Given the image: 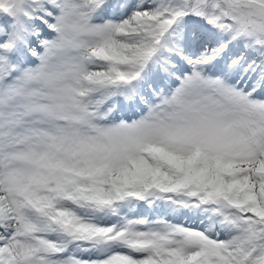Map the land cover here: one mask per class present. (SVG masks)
Instances as JSON below:
<instances>
[{
    "label": "snow or ice",
    "instance_id": "snow-or-ice-1",
    "mask_svg": "<svg viewBox=\"0 0 264 264\" xmlns=\"http://www.w3.org/2000/svg\"><path fill=\"white\" fill-rule=\"evenodd\" d=\"M0 264H264V0H0Z\"/></svg>",
    "mask_w": 264,
    "mask_h": 264
}]
</instances>
